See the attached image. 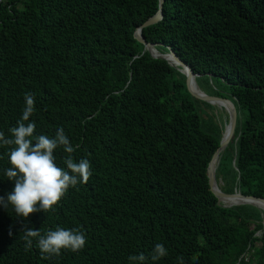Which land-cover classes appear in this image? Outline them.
<instances>
[{
  "label": "trees",
  "instance_id": "trees-1",
  "mask_svg": "<svg viewBox=\"0 0 264 264\" xmlns=\"http://www.w3.org/2000/svg\"><path fill=\"white\" fill-rule=\"evenodd\" d=\"M158 5L1 0L0 131L10 136L29 92L34 135L62 128L92 175L52 211L23 219L0 207V264H129L157 243L168 255L155 264H264V212L223 207L208 185L224 128L206 111L215 107L134 37ZM141 34L189 66L202 92L234 104L235 131L212 163L215 179L224 193L264 199V0H164L162 19ZM7 151L0 147L5 197L14 188L3 175ZM54 155L65 167L63 149ZM24 225L42 234L80 229L86 245L43 258L35 239L25 250Z\"/></svg>",
  "mask_w": 264,
  "mask_h": 264
},
{
  "label": "clouds",
  "instance_id": "clouds-1",
  "mask_svg": "<svg viewBox=\"0 0 264 264\" xmlns=\"http://www.w3.org/2000/svg\"><path fill=\"white\" fill-rule=\"evenodd\" d=\"M24 101L22 116L9 129L10 136L0 131V147L8 148L6 155L10 165L3 170V175L14 183L13 190L6 197L0 196V207L11 206L18 217L27 219L34 213L52 211L70 187L86 184L92 172L88 159L74 160L72 154L79 145L74 148L62 128L56 130L54 137L34 135L36 123L30 121V117L35 112V96L26 92ZM58 148H62L65 153V167L56 163L54 153ZM21 233L25 250L32 248L35 239L43 258L58 256L62 250L78 252L86 245L85 233L80 229L57 227L42 234L39 229L24 225ZM167 255L164 245L157 243L149 256L143 253L130 255L128 261L129 264H147L150 258L155 264ZM178 260L179 264H184L182 257Z\"/></svg>",
  "mask_w": 264,
  "mask_h": 264
},
{
  "label": "water",
  "instance_id": "water-1",
  "mask_svg": "<svg viewBox=\"0 0 264 264\" xmlns=\"http://www.w3.org/2000/svg\"><path fill=\"white\" fill-rule=\"evenodd\" d=\"M159 1V5H158V10L157 12L150 17L149 19H147L140 27H138L134 33V37L135 39H137V41H139L140 43H142V45L144 46L143 51H148L152 57L154 58H159V59H163L165 61H167L169 64L170 62L164 58V56L162 55H154L152 53V49H155V45H152L150 43H147L142 34L141 31L143 28L154 25L156 23H158L161 19H162V4L164 0H158ZM1 2V0H0ZM168 54L172 56L173 59V67L176 68V65L181 67L182 69H184L185 71H182L181 69L176 68L181 74H183L186 78V87L188 92L191 94L192 97L203 101L209 105L214 106L215 103L218 102H222V103H226L229 108L230 111L227 113V127H228V136L226 139H223V134L221 135V139L219 142V146L217 148V150L214 152L213 156L211 157V160L209 161L208 167H207V179H208V185L209 188L211 190V192L213 193V195L218 199L219 202H223V200L225 199H231V200H237V203L235 204H231V205H223V207H232V206H240V205H252L256 208L259 209V207L255 206L252 204V202H259L261 203V205L264 206V199L262 198H256V197H251V196H244L242 194H240L239 192H234L231 194H227L222 192L219 187L217 186V182L215 179V171L216 168L212 167V163L215 159H218L219 156L221 155V153L226 149V147L228 146L229 142H230V137L233 136L234 131H235V127H236V120H237V111L236 108L234 106V104L227 99H222V98H218L215 96H210L205 94L204 92H202L196 85L195 83V77L196 75L193 74V72L191 71L190 67L187 66L185 63H183L177 56L176 54L168 48ZM193 87L197 88V91H194L192 89ZM224 127H225V123H224ZM224 129V128H223ZM264 212V210H262Z\"/></svg>",
  "mask_w": 264,
  "mask_h": 264
},
{
  "label": "bare ground",
  "instance_id": "bare-ground-1",
  "mask_svg": "<svg viewBox=\"0 0 264 264\" xmlns=\"http://www.w3.org/2000/svg\"><path fill=\"white\" fill-rule=\"evenodd\" d=\"M152 53L154 55H162V56H164V58H166L170 62V64L173 65V59H172V56L171 55H169V54H161V53L157 52L155 49H152ZM176 68L181 69L182 71H185L184 69H182L181 67H179L177 65H176ZM192 89L194 91H197V88L196 87H193L192 86ZM219 104L224 105L225 107H227L228 112L230 111V108H229V106L226 103L218 102V103H215L214 106H216V107H218L220 109H223L224 112L227 114V111L223 107H221ZM222 134H223V139H226L227 136H228L227 123H225V127L223 129ZM230 139H231V137H230ZM216 160H217V163H218V159H216ZM235 203H237V200H231V199L228 200V201H226V202H224V201L222 202V204H224V205H231V204H235ZM255 203H257V204H255ZM252 204L255 205V206H257V207H259V209L264 210V206L261 205V203H259V202H252Z\"/></svg>",
  "mask_w": 264,
  "mask_h": 264
},
{
  "label": "rangeland",
  "instance_id": "rangeland-1",
  "mask_svg": "<svg viewBox=\"0 0 264 264\" xmlns=\"http://www.w3.org/2000/svg\"><path fill=\"white\" fill-rule=\"evenodd\" d=\"M202 89L205 92H208V90L203 88V86H202ZM214 107H215V109H213V110L207 109L206 110L207 113L213 115L214 116V120L217 121L218 123H223V126H224V123H226V121H227V114L224 112L223 109H220V108H218L216 106H214ZM213 168H216V167H213ZM217 187H218V185H217Z\"/></svg>",
  "mask_w": 264,
  "mask_h": 264
}]
</instances>
